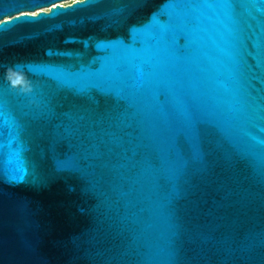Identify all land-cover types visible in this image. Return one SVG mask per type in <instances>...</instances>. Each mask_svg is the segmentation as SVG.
I'll return each mask as SVG.
<instances>
[{
  "label": "water",
  "instance_id": "95a60500",
  "mask_svg": "<svg viewBox=\"0 0 264 264\" xmlns=\"http://www.w3.org/2000/svg\"><path fill=\"white\" fill-rule=\"evenodd\" d=\"M0 0V264H264V0Z\"/></svg>",
  "mask_w": 264,
  "mask_h": 264
},
{
  "label": "rangeland",
  "instance_id": "374dc122",
  "mask_svg": "<svg viewBox=\"0 0 264 264\" xmlns=\"http://www.w3.org/2000/svg\"><path fill=\"white\" fill-rule=\"evenodd\" d=\"M72 0H69V1H62L60 2V4H67V3H70Z\"/></svg>",
  "mask_w": 264,
  "mask_h": 264
}]
</instances>
